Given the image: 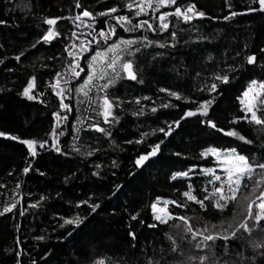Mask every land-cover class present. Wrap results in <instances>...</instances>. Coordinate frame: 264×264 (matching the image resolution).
Masks as SVG:
<instances>
[{"label":"trees","instance_id":"obj_1","mask_svg":"<svg viewBox=\"0 0 264 264\" xmlns=\"http://www.w3.org/2000/svg\"><path fill=\"white\" fill-rule=\"evenodd\" d=\"M79 2L81 8L75 7L76 0H0V20L5 21L0 24V60L4 61L0 64V131L21 139L49 141L44 149L37 147L38 155L33 158L25 145L0 137V211L6 204L17 202L12 212L0 215V264H94L98 260H104L105 264H148L149 258L159 264H199L201 255L210 257L206 264H212L213 260L216 264H264V249L251 247L252 242H264L260 235L264 234V219L256 222L246 215L243 223L253 231L248 233L237 228L240 197L229 201L223 209L213 207V187L200 174V168L215 165L212 156L200 155L210 146L236 148L239 153L264 162V127L245 120L231 123L243 115L237 98L250 80L264 79V52L260 51L264 49V13L238 14L225 20L224 16H230L232 11L245 12L249 0H177L176 5L162 8L160 12L193 3L197 10L205 12V17L194 18L189 23L169 17L167 31L145 28L127 32L117 26L116 35L107 44L120 39L142 41L143 37L156 43L144 47L141 42L133 46L141 49L130 59L138 80L143 83L122 75L110 87L108 95L119 107L113 108L116 120L104 123L99 115V97L105 93L99 91V85L92 86L87 97L76 89L88 73L91 55L106 47V43L100 40L99 49L93 43L89 51L79 54V47H72L79 45V39L71 33L75 31L80 38L91 40L88 33L92 29L83 25L77 28L67 17H74L84 9L95 15L114 5L120 9L117 14H128L124 7L126 0ZM57 17H65L55 25L60 35L47 44L41 41L35 48L31 47L49 27L43 23L44 18ZM106 19L115 25L109 17H96L93 24L96 32L92 35H97L101 27L107 31ZM132 19L133 22L148 19L154 27L158 25L151 14ZM172 32L177 34L175 40ZM160 43L166 47H159ZM66 48L77 53L82 69L79 77L74 78L68 72L72 58ZM237 52L240 56H236ZM21 53L17 61L15 57ZM247 54L256 55L254 65L244 61ZM229 66L235 70L230 71ZM221 71L227 72L230 82L218 85L219 94L210 93L206 89L213 82L212 74ZM57 72L61 73L59 77ZM32 77L36 78L33 93L38 98L28 100L21 93ZM57 79L64 89L63 102L69 105L68 110L60 108L61 97L56 95L59 89L54 91L51 87ZM64 80L69 82L65 84ZM105 82L106 79L101 85ZM160 88L177 91L186 99L175 100L167 92H160ZM145 96L149 99L143 100ZM213 97L215 101L209 109L213 122L225 131L237 130L251 144L201 123L204 117H188L181 120L179 127L172 125L173 133L165 139L156 157L143 167L135 166L138 155L149 151L150 144L164 139L162 133L153 134L154 129L167 127L185 111L195 109L194 101ZM136 99L141 104H136ZM165 103L174 106L162 107ZM141 107L143 114L133 115ZM153 107L157 109L155 113L151 111ZM54 112L67 119L57 126ZM91 124H98L111 132V136L95 131L89 127ZM53 128L63 132L57 137L59 153L50 146L49 134ZM142 133L149 135L142 143H135ZM90 151L93 154L89 156ZM28 165L31 168L24 174L22 169ZM181 171L191 173L187 177L172 178L173 173ZM258 176L242 182L244 193L254 188ZM189 184L198 199L210 196L204 209L182 196ZM157 198L186 202L187 207L169 204L168 211L174 218L160 223L153 218L151 210ZM85 200L99 203L101 208L98 214L92 215L86 228L76 230L69 237L67 233L72 228H61L60 224L63 218L88 214L90 209L86 204L77 207ZM33 204L37 206L31 207ZM21 212L24 214L20 215ZM180 216L189 219L193 231L202 230L204 225L211 230L212 225L227 227L231 223L236 237L226 248L222 240H216L214 245L208 242L215 254L213 257L207 249L196 248L203 237L193 239L185 232L183 222L175 219ZM152 224L156 227L149 226ZM129 232L135 233V239ZM40 236L44 239H36ZM169 236L175 240L176 252H172Z\"/></svg>","mask_w":264,"mask_h":264},{"label":"snow or ice","instance_id":"obj_2","mask_svg":"<svg viewBox=\"0 0 264 264\" xmlns=\"http://www.w3.org/2000/svg\"><path fill=\"white\" fill-rule=\"evenodd\" d=\"M177 4V0H126L124 7L127 9L128 14H117L120 9L117 6L108 7L104 11L96 12L95 15L93 12L84 9L74 17H67V19H71L77 28L83 27L92 29V32H96V28L93 27L95 23L96 17H109L111 20H114L115 25L110 24L109 20L104 21V25L107 27V31L104 27H101L97 33V35H92V32H89L88 35L91 36V40L80 38L75 31L71 33L72 37L79 39V45L73 44L72 47H79L80 53L89 51L91 45L95 43L97 48H100V40L105 41L106 47L102 50H96L93 55H91L88 63V73L86 79H84L83 85L76 89L77 92L83 91V94L87 97L89 91H91V87L94 86L95 80H105L106 82L102 85H99V91L104 92L105 95L99 97L100 106H99V115L103 117L104 123H111L116 120V117L113 115V108L119 107V104L116 103L110 96L108 95V90L111 86H114L116 81L121 78V76H126L127 79L132 81H138L143 83L142 80H138V74L134 71V64L132 57L135 52H139L140 47H133L138 43H143L144 47L152 45L156 42L148 40L147 37H143L142 41H138L136 39H120L111 44H107V41L114 35H116V28L119 26L124 31L127 32H135L138 29H145L148 31H167L170 27L168 18L176 17L178 20H182L185 23L191 22L194 18H203L205 17V12L197 10V7L193 3H189L185 7L175 6L174 11H163L159 10L162 8H169ZM76 8H81V4L79 0H76L75 4ZM231 7V5H230ZM159 12V15H155ZM264 13V0H249L248 5L245 9V14L247 13ZM151 14V18L153 20H158V25L154 27L153 23L149 22L148 19H141L136 22H133L132 17H141V16H149ZM240 13L236 11H232L229 15L224 16L225 20L230 19L231 17H235ZM65 17H57V18H44L43 23L48 25L47 31L43 33V35L36 41V43L32 44L31 47L35 48L37 44L41 43V41L45 44L51 42L53 39L58 37L60 33L56 30L55 25L59 19H64ZM87 21H92V23H88ZM5 23V21L0 20V24ZM176 32L171 33V37L173 40L176 38ZM161 48L166 47L165 44L160 43L158 45ZM174 46V45H172ZM247 47V45H245ZM68 53V56L72 59L69 61L68 72L72 77L80 76V65L77 61V53L65 49ZM264 52V49L260 50ZM21 53L19 56H16L15 59L19 61L21 59ZM236 56H240V52L236 53ZM51 59V58H50ZM244 61L248 65H254L257 61V57L255 54H247L244 56ZM4 63L3 60H0V64ZM235 67H241V65H236ZM79 69V70H78ZM11 71V69H9ZM109 70L112 75H109ZM230 71H234L235 68L229 66ZM61 73L57 72L56 76L59 77ZM199 75V73H197ZM35 77H32L28 82L26 87H24L21 95L26 97L28 100H34L38 97L33 93L35 84ZM213 82L210 86L207 87V91L210 93L216 92L219 94L218 85L223 84L227 85L230 82V77L227 72H214L212 74ZM69 81L64 80V83L67 84ZM53 90L59 89L56 91V95L61 97L60 108L63 110H68L69 105L63 102L64 89L60 87V80L57 79L56 83L51 85ZM160 92H167L168 96L175 98V100L186 99L182 97L181 94L177 91H172L166 88H160ZM39 95H43L40 93ZM119 98H117L118 100ZM143 100H148V97H143ZM241 105V110L243 112L242 116L236 117L231 121L232 124H236L240 120H245L250 124H255L258 126L264 127V79H251L247 88L243 91L242 95L237 98ZM215 101V97L212 99H203L197 103V107L195 109H189L183 113L179 120H175L171 123L167 124V127H159L158 129L153 130V134L156 132L162 133L164 139H159L156 143L150 144V150L146 153H141L137 156L134 163L137 168L143 167L147 161L151 158L156 157L161 152V146L165 143V139L170 137L173 133L172 125L175 124L176 127L180 126L181 120H184L188 117H204L205 119L201 121V123L206 124L207 126L223 132L224 135L228 137H237L239 140L244 141L245 143L251 144V140H247L245 136L240 134L235 129H230L225 131L223 128H219L215 122L210 118L209 109L213 105ZM136 104H141L140 99L135 100ZM162 107H170L174 106L170 103H165L161 105ZM143 107L139 108L133 115L143 114ZM153 113L157 111L155 107L151 109ZM53 116L56 117L57 126L60 121L66 120V116H61L59 113L54 112ZM111 118V120H110ZM89 127L93 128L97 132L105 133L106 135L111 136V132H106L104 128L100 127L98 124H91ZM84 130V129H80ZM79 131V130H78ZM52 137L51 140V148H53L56 152H61L60 147L57 143L58 135H63L62 131H57V128H53L52 132L49 134ZM149 133H142L141 139L136 140L135 143L139 144L143 142L144 137L148 136ZM0 137L6 138L12 141H18L20 144L25 145L27 147L28 154L31 157H36L38 155L37 147L40 149H44L47 145H49L48 140L38 141L36 139H21L18 136L12 135L5 131H0ZM79 137H77L78 139ZM128 143H132V141H128ZM74 151H79V149L74 148ZM93 153L90 151L87 155H92ZM176 155H180L176 153ZM200 155L202 157L212 156L215 158L220 170L223 172V178L221 175L216 174V172L212 168L205 169L204 172L206 174H211V179L209 183L220 182L219 186H214L211 193V204L213 207L218 209H223L229 201H234L236 199V195L238 190L240 189L242 182L245 180L251 181L254 175H259V179L255 180L254 188H261V185H264V162L260 160H256L254 158H250L248 155L241 154L237 151L236 148H222L216 146H210L204 149ZM264 159V158H262ZM97 168L100 166L97 165ZM31 168V165L26 166L22 169L24 174H27ZM257 170H259L257 172ZM43 175V173H41ZM93 175H98V173H93ZM188 172H175L172 174V178L176 177H187ZM20 185L17 184V187ZM207 192V189L204 190ZM252 196H255V199H249V197H245L249 202L247 203V216L248 218L254 219V221L259 222L264 219V188L259 191V194L256 195L255 191L251 193ZM182 196L186 198V201L194 202L198 204L202 209L206 207L205 201L210 200L209 195H204L202 199H198L197 195L193 194L192 185L189 184L187 190L182 193ZM41 199H44L41 197ZM158 200L160 198H157ZM259 201V203H257ZM81 204H86L90 209V212L86 215H75L70 218H63V223L60 224L61 228L65 226H70L72 231H69L67 235L71 237L76 230L86 228L88 223H90V218L93 214H98V209L101 208V205L96 202L89 203V201H80L77 204V207H80ZM164 206L158 207L156 202L151 204V210L154 214L153 218L160 223H167L168 220L173 219V214L168 211V205L173 204L176 207H187V203H180L176 200H164ZM255 205L256 211L253 213V206ZM36 204L31 205V207H36ZM17 207V202L8 203L3 207V210L0 211V215H4L5 213H10L14 208ZM24 213L21 212L20 215ZM133 220L136 219L135 216L132 217ZM175 219H179L184 224V231L190 233L195 239L197 236H202L203 240L198 242L195 246L202 251L207 249L209 252H212L211 246L208 242H212L214 245L216 240H222L225 242L224 247L228 246V242L236 237V230L233 228L231 223H228L227 227L224 225H212L211 230L207 225H204L202 230L193 231L192 225L189 223V219L185 216L175 217ZM143 223V221H140ZM150 227H156L155 224L149 225ZM239 227L242 228L245 232L251 233L253 228H250L246 223H240ZM129 236L135 239V233L129 232ZM169 240L173 243L172 252L177 251V246L175 244V240L171 236L168 237ZM36 239H44V237H36ZM251 247L253 250L256 249H264V242H252ZM214 252H212V256L214 257ZM241 259L243 260V254H239ZM189 260H192L193 257H189ZM210 257L208 255H201L198 257L199 264H206L209 261ZM34 264V262H33ZM94 264H105L104 260L95 261ZM148 264H159V261H154L151 258L148 260ZM212 264H216V261L213 260Z\"/></svg>","mask_w":264,"mask_h":264},{"label":"rangeland","instance_id":"obj_3","mask_svg":"<svg viewBox=\"0 0 264 264\" xmlns=\"http://www.w3.org/2000/svg\"><path fill=\"white\" fill-rule=\"evenodd\" d=\"M160 10H161V9H160ZM160 10H159V11H160ZM114 42H116V41H114ZM112 43H113V42H112ZM109 72H110V70H109ZM86 77H87V75L85 76V79H86ZM102 81H103V80L96 79V80H95V84H94V86L101 85ZM83 83H84V82H83ZM82 85H83V84H82ZM213 158H214V157H213ZM214 160H215V158H214ZM208 168H212V169L216 172V174L221 175V177L223 178V175H224V174H223V172L220 170V167L218 166L216 160H215V165H214V166H212V167L200 168V174L203 175V176H205V177L207 178V183H208V185H210L211 187L219 186V183H220V182L209 183V180L212 178V177H211V174H210V173L206 174V173L204 172V170H205V169H208ZM258 171H259V170H257V172H258ZM190 173H191V172H188V175H189ZM257 176H258V175H257ZM259 178H260V177L258 176L257 179H259ZM262 188H264V185H261V188H252V189H251L249 192H247V193H244V192L242 191L243 189H241V187H240V189L238 190L236 197H240L238 202L240 203V207H241V209L238 208L240 215L237 216V218H236V220L239 219V221L236 223V225H238L237 228L239 227V224H240V223L245 222L246 219H247V216H246V215H247V203H248L249 201L246 200L245 197L247 196V197H249V199H255V196H252L251 193H252L253 191H255V194L258 195V194H259V191H260ZM164 200H168V199H159V200H156V203L158 204V207H163V206H164V204H163V201H164ZM168 201H170V200H168ZM257 203H259V201H257ZM255 211H256V208H255V205H254V206H253V213H255ZM153 216H154V214H153ZM260 235H261V237H263V239H264V234H260Z\"/></svg>","mask_w":264,"mask_h":264},{"label":"water","instance_id":"obj_4","mask_svg":"<svg viewBox=\"0 0 264 264\" xmlns=\"http://www.w3.org/2000/svg\"><path fill=\"white\" fill-rule=\"evenodd\" d=\"M238 13V12H237ZM240 14H244L245 12H239Z\"/></svg>","mask_w":264,"mask_h":264}]
</instances>
